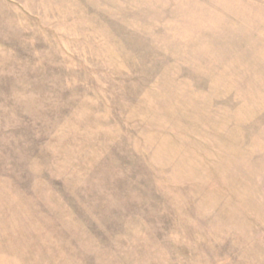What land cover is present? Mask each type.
<instances>
[{"label":"rangeland","instance_id":"374dc122","mask_svg":"<svg viewBox=\"0 0 264 264\" xmlns=\"http://www.w3.org/2000/svg\"><path fill=\"white\" fill-rule=\"evenodd\" d=\"M0 264H264V0H0Z\"/></svg>","mask_w":264,"mask_h":264}]
</instances>
